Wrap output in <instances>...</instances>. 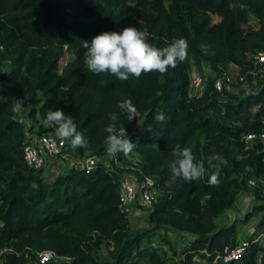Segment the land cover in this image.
<instances>
[{
	"label": "trees",
	"instance_id": "16d2710c",
	"mask_svg": "<svg viewBox=\"0 0 264 264\" xmlns=\"http://www.w3.org/2000/svg\"><path fill=\"white\" fill-rule=\"evenodd\" d=\"M127 26L147 32L156 47L185 38L186 59L163 75L127 81L89 72L82 42ZM256 51L264 53V0H0V88L23 99L30 118L37 116L34 134L55 132L45 123L48 108L72 115L88 140L74 152L96 157L88 170L69 168L53 176L28 166L22 157L28 127L15 117L10 99L0 98V264L35 261L44 249L56 258L43 264H264V243L256 233L244 239L237 257L222 259L223 250L237 244L236 226L214 223L246 180L264 188V140H243L247 132H264V82L246 93L224 85L217 90L215 76L206 74L201 93H188L190 62H206L219 74L230 63L249 76ZM5 57L12 67L3 71ZM125 99L136 106L137 119L120 113L117 104ZM110 112L117 113L135 148L106 165L100 158L107 153ZM156 113L166 120L157 123ZM177 143L204 162L202 179L173 177ZM132 154L134 179L149 176L158 186L150 203H132L147 210L146 225L135 228L130 210L119 207L118 192L123 169L117 162ZM213 171L220 180L214 187L207 183ZM161 229L194 237L176 251Z\"/></svg>",
	"mask_w": 264,
	"mask_h": 264
},
{
	"label": "clouds",
	"instance_id": "9594fccd",
	"mask_svg": "<svg viewBox=\"0 0 264 264\" xmlns=\"http://www.w3.org/2000/svg\"><path fill=\"white\" fill-rule=\"evenodd\" d=\"M148 33L139 28L127 26L120 31H104L92 38L91 42L83 41L86 49L84 64L87 70L94 74L108 73L118 80L127 81L129 78H140L142 74L158 72L165 74L169 68H175L183 62L188 54V42L185 38H176L165 47H156L148 41ZM24 105L23 99H14L13 107L20 109ZM120 113L124 114L128 121L137 119V108L130 99H125L117 104ZM154 120L163 123L166 116L156 113ZM111 121L105 131L106 151L116 155L123 153L129 155L135 148L133 140L128 135L124 125L118 126L117 113H108ZM45 123L55 129L56 135L70 146L86 148L87 138L77 130V124L72 115H66L62 109H47ZM175 160L170 169L174 178L180 177L186 182L202 179L206 169L204 162H197L192 149L182 147L177 143L173 149ZM213 158H208L211 166ZM209 186H217L220 183L219 173L213 171L208 178Z\"/></svg>",
	"mask_w": 264,
	"mask_h": 264
},
{
	"label": "rangeland",
	"instance_id": "374dc122",
	"mask_svg": "<svg viewBox=\"0 0 264 264\" xmlns=\"http://www.w3.org/2000/svg\"><path fill=\"white\" fill-rule=\"evenodd\" d=\"M213 19H217V16L213 15ZM249 21L252 26L256 27L257 23L255 18L250 15ZM12 67L11 59L9 57H5L2 60V70L6 71ZM249 76L246 75L245 72H241L238 67L233 64H226L220 73L224 74V80L221 83L224 85L225 89L232 91H239L242 93H246L249 90L255 89L261 81L264 82V62L253 64L248 70ZM197 73L201 76L202 82L199 88L190 93V95H198L201 93L205 86L204 80L206 79V74L208 76H215L219 73L212 72L206 62H200L198 65H194L190 62V72L189 75ZM217 90H221L217 89ZM0 98L10 99V103L13 107L14 99L6 94L3 89L0 88ZM15 117L20 119L26 124L27 134H34L36 129V124L38 122L37 116L30 118L28 116L29 107L27 104H24L20 109L14 108ZM88 156L87 153L82 155H78L74 152L73 148L68 143L65 148L61 151L60 154L54 156L51 160H48L44 164V173L46 176H53L58 172L67 171L69 168H80L82 165L83 159ZM113 155L106 153L104 156L100 158L105 164H108L109 158ZM136 161V156L134 154L130 155L125 162H117V164L123 169L122 176H130L133 178L134 187L138 188V181L134 179L131 168H133V163ZM245 182L244 190L238 191L236 194V199L234 203L227 209L220 212L216 215L214 219L215 228H218L222 225L229 224L231 222L235 223V237L237 244L241 243L244 239H246L249 234L256 233L259 235L260 242L264 243V222L261 228H257V224L260 221V218H264V188L259 187L256 182L253 184V180ZM155 185V184H154ZM260 190L257 192V189ZM155 192L153 197L156 196L158 192V186L155 185ZM136 199H140L137 194ZM146 214L147 210H145L142 206L131 205L130 211L127 214L129 225L133 228L135 227H144L146 225ZM247 215L245 221H241V218ZM159 232L163 233L164 237L167 238L170 245L178 251L181 245L186 242L188 239L194 237L193 234L189 232H180L174 231L172 229H161ZM100 251L105 253V247L101 246ZM26 264H38L36 261L28 262Z\"/></svg>",
	"mask_w": 264,
	"mask_h": 264
},
{
	"label": "built area",
	"instance_id": "2783aa9c",
	"mask_svg": "<svg viewBox=\"0 0 264 264\" xmlns=\"http://www.w3.org/2000/svg\"><path fill=\"white\" fill-rule=\"evenodd\" d=\"M251 57L254 64L264 62V53L262 51L252 53ZM224 79L223 73L216 75L213 80V86L216 89H220L221 83ZM201 82L202 78L199 74L193 73L189 75L188 93L190 94L195 92L201 85ZM27 135L29 139L23 143L22 157L25 163L32 168L36 169L43 167L46 161L51 160L54 156L60 154L64 149V140H61L55 132H43L40 134ZM254 139L264 140V132H247L243 135V140L246 143ZM95 162L96 157L88 155L83 159L81 167L88 170ZM132 181L133 180H131L128 176H121L118 180L119 207L126 214L130 210L132 203L135 201L137 194L143 202L148 204L152 201L153 194L155 192V185L152 178L149 176H145L137 182V189L134 187ZM249 181L252 182L251 180ZM246 244L247 241L243 240L241 243L236 244L229 250L224 249L222 254H220L221 258L228 259L237 257L244 250ZM55 258L56 256L51 250L44 249L36 252L35 261L38 264H43Z\"/></svg>",
	"mask_w": 264,
	"mask_h": 264
}]
</instances>
